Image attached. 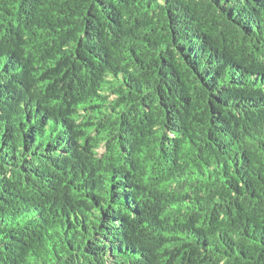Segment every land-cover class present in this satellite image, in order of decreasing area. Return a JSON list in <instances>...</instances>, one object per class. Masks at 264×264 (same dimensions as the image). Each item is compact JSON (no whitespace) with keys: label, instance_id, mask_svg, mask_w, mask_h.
<instances>
[{"label":"trees","instance_id":"obj_1","mask_svg":"<svg viewBox=\"0 0 264 264\" xmlns=\"http://www.w3.org/2000/svg\"><path fill=\"white\" fill-rule=\"evenodd\" d=\"M0 264H264V0H0Z\"/></svg>","mask_w":264,"mask_h":264}]
</instances>
